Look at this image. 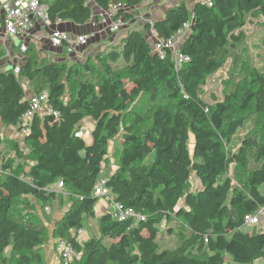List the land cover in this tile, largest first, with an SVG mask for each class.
I'll list each match as a JSON object with an SVG mask.
<instances>
[{
	"label": "trees",
	"instance_id": "trees-1",
	"mask_svg": "<svg viewBox=\"0 0 264 264\" xmlns=\"http://www.w3.org/2000/svg\"><path fill=\"white\" fill-rule=\"evenodd\" d=\"M142 1L91 2L135 8ZM211 1L173 5L152 26L129 30L83 63L54 61L30 45L17 72L0 67L3 128L17 126L29 97L41 92L58 113L35 115L21 142L0 138V264H45L44 247L56 239L82 253L68 264H227L226 255L235 264H264V232L243 229L244 217L264 208V72L246 68L221 99L202 94L228 58L236 66L247 23L261 21L264 31V0ZM48 16L52 24L96 22L87 0H53ZM188 22L180 52L189 62L175 70L171 54L160 59L146 35L152 29L166 40ZM87 118L88 143L78 135ZM247 122L253 132L229 150ZM118 135L121 148L105 187L114 202L145 219L118 222L103 214L100 238L80 241L70 231L95 216L94 187ZM192 178L201 185L195 190ZM58 183L60 195L52 189ZM54 203L67 208L49 229L37 210ZM164 223L177 238L174 250L157 242Z\"/></svg>",
	"mask_w": 264,
	"mask_h": 264
},
{
	"label": "built area",
	"instance_id": "built-area-1",
	"mask_svg": "<svg viewBox=\"0 0 264 264\" xmlns=\"http://www.w3.org/2000/svg\"><path fill=\"white\" fill-rule=\"evenodd\" d=\"M53 0H0V41L1 49H3V58L6 59L14 72H17L20 63L22 62L23 53L26 51L25 44H22L19 53L18 64H13L10 56L9 42L14 37H19L25 40L31 33L35 22H39L45 29L48 30L47 40L54 48L65 47L67 53H70L75 48L84 47L88 41L94 37V34H76L71 35L53 28L60 23L58 20L55 24L49 19L48 7ZM92 0H87V4ZM208 7L212 6L211 0H196ZM138 7L129 8L125 4L117 3L108 6L107 8H97L96 23L102 34L110 37L111 40L106 44L107 46L117 44L127 34L129 30H142L145 24L152 26L151 17L147 14L139 13ZM189 33V22L185 23L179 30H177L170 38L161 40L157 37L155 32L150 29L147 32V38L152 45V51L157 54L160 59H164L167 52L171 54L174 69L189 62V58L180 52V45ZM42 39H38L41 41ZM27 84H24L26 88ZM186 98V97H185ZM29 108L22 116L20 123L12 127L14 135L11 139L22 141L24 136L29 132V126L32 118L35 115L39 117L52 116L58 118V113L54 110L49 101L47 92L31 95L29 97ZM5 129V128H3ZM79 135V134H78ZM1 171V161H0ZM23 180H28L21 177ZM31 183L30 180H28ZM61 189L62 184H57ZM94 196L101 199L109 206L112 211L109 213L115 221L124 222L132 221L134 223L143 221L144 215L134 212L132 209H125L120 204L114 202L105 187V180L98 181L94 187ZM44 213L50 211L49 206L42 208ZM264 222V208H259L254 214L244 217V225L251 229L258 228ZM71 235L78 237L83 234V230H71ZM53 247L57 253L55 263H73L81 259L82 253L75 250L73 246L65 239H56L53 241Z\"/></svg>",
	"mask_w": 264,
	"mask_h": 264
},
{
	"label": "rangeland",
	"instance_id": "rangeland-1",
	"mask_svg": "<svg viewBox=\"0 0 264 264\" xmlns=\"http://www.w3.org/2000/svg\"><path fill=\"white\" fill-rule=\"evenodd\" d=\"M144 1H152V0H144ZM155 2H152V5H154ZM88 6L91 8L92 15L95 16L97 12V8L92 2L88 3ZM157 7H159L157 5ZM70 25V24H69ZM89 27V26H87ZM92 27V26H90ZM241 32L244 35V39L242 43L237 45L236 48V55L239 56V61L237 62L236 66L232 69V59L228 58L226 61V67L223 68V71L216 73L213 77L208 79L207 83L203 86L202 94L203 96H209L210 93H213L217 98L221 99L223 94L229 89V87L238 79H240L243 76V72L246 68H254L257 69L259 72H264V31L261 28V21H250L247 23V25L241 30ZM104 48L106 46H103ZM103 48V49H104ZM99 51L94 49L90 52V54L84 58L76 59V60H69V56H66L67 54L70 55H82L75 49L71 51L70 53H67L66 49L64 50L65 60H63L66 64L71 63H83L85 62L90 56L93 57L96 53ZM54 57V56H53ZM76 61V62H75ZM7 69V67L5 68ZM232 78L233 80H231ZM23 85L25 82H22ZM26 90V88L24 87ZM27 91V90H26ZM90 120L86 119L85 122H83L79 128H78V134L82 137V139L88 143L89 138H84L83 135L80 133L82 130H85L86 128H90ZM86 131V130H85ZM253 132L252 124L250 122H247L245 126L238 130L236 135L233 137L228 149L231 151H236L237 148L241 145L243 138L247 135H250V133ZM5 135V132L3 131V127L0 125V138H2ZM21 142V141H20ZM192 138L189 140V149L192 150ZM1 148V147H0ZM121 148V135H118L116 138H114L112 141L109 142L108 146V152L110 156L109 162L103 167L102 173L100 174L98 181H104L108 178L111 171L114 170L116 162L115 158L113 157V153L116 150H119ZM8 149H2V153L5 155H8ZM13 151H11L12 153ZM10 153V154H11ZM195 182V178H192V189L195 190L198 187V183ZM58 185H55L53 189H55L56 193L60 195L62 192L57 187ZM63 196V195H62ZM64 197V196H63ZM103 201L101 199H98V202ZM66 203V199L63 201ZM105 202V201H104ZM107 204V202H105ZM23 207L20 205L18 207V210H21ZM60 210L62 208L59 207ZM112 211V207L107 204V207L105 209V214H109ZM61 213L60 211L57 212L56 218L58 219L60 217ZM44 218L45 225L49 228L51 224L55 222V219L51 216L41 215V218ZM97 218L94 216L93 218H90L84 222L83 228L85 229V233L89 236V238H100V234L97 227ZM171 227H176L174 224H170ZM160 232L158 234L157 242L160 246V250H174L177 245V238L174 234H169L167 232L165 223L162 224L160 227ZM244 230L250 231V229L245 226L243 228ZM106 246H109L111 244V241L109 239H104L103 242ZM7 256L9 255L8 252L6 253ZM44 256V262L46 264L47 255L45 253V250L43 251ZM226 263L227 264H235L231 262L230 257L226 255ZM259 264H263L262 261H259Z\"/></svg>",
	"mask_w": 264,
	"mask_h": 264
},
{
	"label": "crops",
	"instance_id": "crops-1",
	"mask_svg": "<svg viewBox=\"0 0 264 264\" xmlns=\"http://www.w3.org/2000/svg\"><path fill=\"white\" fill-rule=\"evenodd\" d=\"M182 1H185L189 7H191L192 4L196 2V0H152V1H144L143 0L142 3L138 6L137 10L139 13H142L145 15L148 14L151 17L152 22H154L156 20L162 19L165 11L169 7L176 5V4H179ZM152 2H155L154 5H152ZM157 5L159 7H157ZM87 26H89V27H87ZM90 26H92V27H90ZM53 28H56L57 30L65 32V33H69L71 35L92 34V33L94 34V37L88 41V44L86 46L75 48V50L78 51L79 53H81L82 55L77 56V55H70V54L66 55L65 54L66 56H69V60H76L78 58L79 59L84 58V57L88 56L90 54V52L93 51L94 49L101 51L104 48L103 46H106V44L109 42V40H111L110 37H108L105 34H102L100 32V29H99L97 23L93 20L89 21L85 25H81V26L74 25V24H71L68 22H62L56 26H53ZM48 33H49L48 30L45 29L39 22H35L28 38H26L25 40H23L22 38H19V37L12 38L9 42V45H10V56H9V58H11L12 65L18 64V58H19L18 56H19V53L21 51L22 44H25L26 47H29L30 45L36 47L39 54L42 56H48L57 62H64L63 60H65V57H66L64 55V50L66 48L65 47H60V48L52 47L50 45L49 41L47 40V34ZM38 39H42V40L38 41ZM0 49H1V41H0ZM2 58L0 59V67H2L4 69L7 67V69H5V70L10 69L11 66H9V63L6 60L8 58H4V59H2ZM26 90H27L26 91L27 96H29L30 90L28 88H26ZM87 119L90 120L89 118H87ZM85 120L83 122H85ZM89 123L91 124L90 128H86L85 129L86 131L82 130L80 133L83 135L84 138L88 137L89 142H90L91 141L90 134H91V130L93 129V122L90 120ZM3 131L5 132V135L3 137H11L14 135V130L12 127L5 128V129H3ZM17 141H20V140H17ZM200 186L201 185H198V187H200ZM54 187H55V185L52 187V189ZM53 190H55V189H53ZM106 207H107V204L104 201H100V202L96 203L95 217L97 219L100 216H102L103 214H105ZM66 208L67 207L65 206L62 208V210H60L58 205L56 203H54V206L50 207V211H48L47 213H44L41 208H38L37 211H38L39 216H41V213H42L43 215H45V217L51 216L52 218H54V217L56 218L57 212L60 211V213L62 215L65 212ZM43 220H44V218H43ZM56 220H57V218L55 219V221ZM52 227H53V224H51L49 226V229H51ZM249 229L251 230L250 227H249ZM82 230H83V234L78 236L76 239H78L80 241H85L89 238V236L87 235V233H85L84 228H82ZM252 231H254L256 233L257 232H264V222L261 223L258 228L252 229L251 232ZM44 248H45L44 249L45 253L47 255L46 264L55 263L57 253L53 247V241H51ZM259 261L254 262V264H259Z\"/></svg>",
	"mask_w": 264,
	"mask_h": 264
}]
</instances>
